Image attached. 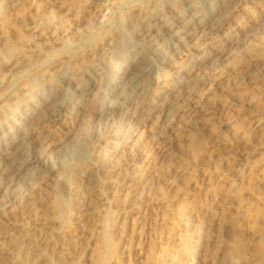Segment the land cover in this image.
<instances>
[{"label":"rangeland","instance_id":"374dc122","mask_svg":"<svg viewBox=\"0 0 264 264\" xmlns=\"http://www.w3.org/2000/svg\"><path fill=\"white\" fill-rule=\"evenodd\" d=\"M166 1L0 0V120L7 121L19 101L38 99L33 79L45 85L87 64L88 55L122 28L126 17L150 13ZM263 11L264 0H241L220 20L218 35H230L238 27L242 43L232 59L202 75L192 100L198 108L191 112L194 117L176 115L162 132V148L145 147L149 127H138L128 117L118 125L121 129L125 124L122 131L115 127L117 134L129 129L125 142L138 138L144 144L129 172L119 161L118 167L105 168V152L119 145L107 136L93 142L88 164L69 179L77 184H72V194L59 192L54 179L43 173L20 186L15 206H8L2 218L7 219L0 233V251L5 250L1 264H264V30L260 23L247 32L261 21ZM257 54L261 63L252 66ZM164 72L154 77V86L173 76ZM235 75L243 79L236 87L231 85ZM68 93L65 98L76 100ZM73 111L45 126L47 148L73 130ZM39 128L27 131L30 156ZM94 164L87 199L81 175ZM57 200L60 213L52 209ZM12 207L20 211L13 214Z\"/></svg>","mask_w":264,"mask_h":264},{"label":"bare ground","instance_id":"6f19581e","mask_svg":"<svg viewBox=\"0 0 264 264\" xmlns=\"http://www.w3.org/2000/svg\"><path fill=\"white\" fill-rule=\"evenodd\" d=\"M239 1L241 0H180L175 2L169 0L156 3L157 5L153 11L150 10L151 8L149 9L150 13H135L134 15L132 13L128 17L125 16L128 19L124 26L113 33L114 35L111 39L109 38L110 40L107 38L109 41L102 48L88 55L87 64L74 68L68 75L64 74L59 78L49 80L45 85L41 84L39 80L33 79V84L39 87L36 88L39 90L38 99L19 101L17 108H12L8 112V120H0V194H2L0 198V233L6 228L2 222L4 223L3 220L7 218L3 220L2 218H4L7 211L9 212L8 206H15L16 196L20 192L19 187L27 182L29 183L36 174L39 176L40 173H43V177L53 178L59 192L65 191L72 194V186L77 184L72 183V185L69 179L73 177L76 170L78 171L82 166L85 167L88 164L87 158L89 153L92 152L91 148L94 141L99 143L100 140L109 136V140L118 143L119 145L110 144L112 146L111 150L105 152L104 166L107 169L109 167L113 168L116 166L115 163L119 161L126 166V172H129V166L136 162V156L142 151L139 147L143 143L138 138L133 141L130 140L128 143L125 142V139H127L125 135L129 132L126 127L122 133H114L115 127L119 128L118 125H123L121 124L123 118L128 117L132 123H137L138 127L139 125L149 127L150 138L145 147L157 144L162 148L159 140L163 130L170 126L171 120L176 115L180 116L181 113L189 117L192 115L191 112L198 109L192 105V100L197 95L198 87L202 85L200 82L202 75L205 72H214L217 63L227 62L233 56L235 49L241 45L242 39L238 38L239 33L242 32L240 28L233 29L234 31L230 35L223 36L224 34H222L223 37L219 36L220 31L218 30L220 20L236 8ZM95 14L97 15V13ZM259 20L261 21L253 24L247 32L255 29V26L260 25V23L264 30V11ZM256 49L254 51L258 52ZM186 53L187 57L182 59ZM260 58L257 54L255 60L251 63L252 66L259 65L261 63ZM114 59L119 60L115 62ZM74 60L76 62V59ZM19 65H14V69ZM59 67L57 66V68ZM164 71L170 72L173 76L167 80L157 81V86H154V77H159L160 73ZM240 75H235L236 77L232 81L230 80L232 86H238L240 81L243 80ZM223 85L227 86V84ZM69 91L73 92L77 98L74 100L67 97L70 99L67 101L68 104L64 102ZM197 96L195 97L197 98ZM72 102L73 105H71ZM68 109L76 112L73 111L75 113L73 130L62 138L57 145L47 148L48 146H45L44 142L49 136L48 130L45 131V126L57 122ZM185 119H183L184 123ZM95 123L100 124V127L96 128L97 124ZM39 124L40 128L33 136L35 141L34 154L30 156L28 153H30L29 147L31 144L27 131L30 127L39 126ZM164 144L167 146L168 143ZM101 165H103L102 162ZM123 165H120V167L122 168ZM90 169L81 175L80 181L85 188L84 191L86 190L85 197L87 199L90 196L91 188L93 189L91 181L95 178L96 164ZM99 175L96 176L99 177ZM15 179H17L16 183ZM36 198L38 201V197ZM31 200L28 201L31 202ZM60 204V201H54L52 205L54 213L62 212L63 207ZM19 209L14 207L13 214L20 211ZM43 210L45 211V209ZM4 251V248L3 251H0V264L4 260L2 259L5 254Z\"/></svg>","mask_w":264,"mask_h":264}]
</instances>
